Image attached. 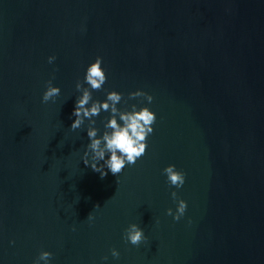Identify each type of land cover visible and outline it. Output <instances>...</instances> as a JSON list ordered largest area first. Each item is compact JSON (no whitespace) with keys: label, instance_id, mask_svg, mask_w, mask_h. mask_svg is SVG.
I'll return each instance as SVG.
<instances>
[{"label":"water","instance_id":"water-1","mask_svg":"<svg viewBox=\"0 0 264 264\" xmlns=\"http://www.w3.org/2000/svg\"><path fill=\"white\" fill-rule=\"evenodd\" d=\"M97 56L93 99L117 91L121 110L156 115L145 155L104 178L81 161L87 120L69 128ZM53 75L60 95L42 103ZM109 115L93 118L98 135ZM41 251L49 264H264V0H0V264Z\"/></svg>","mask_w":264,"mask_h":264},{"label":"clouds","instance_id":"clouds-1","mask_svg":"<svg viewBox=\"0 0 264 264\" xmlns=\"http://www.w3.org/2000/svg\"><path fill=\"white\" fill-rule=\"evenodd\" d=\"M55 56L48 57V63H53ZM102 58L97 56L90 63L84 74L85 87L79 80L75 84L77 92L81 93L75 102V107L72 115L75 117L70 129L75 131L81 129L87 120L86 133L89 143L86 145L81 157V161L87 167H90L94 172L100 174L104 178L108 172L118 176L126 166L134 165L136 161L146 153L147 138L153 132L152 125L156 122V115L150 111L148 107H140L132 104L131 110H121L117 107L123 100L122 93L117 91H108L106 99L103 101L94 100L92 91H100L107 81V76L104 69L101 67ZM46 81L45 90L41 96V102H55V98L60 95V88L52 84V79ZM143 98L149 104L153 97L146 92L136 90L128 93V99ZM125 103L127 101H124ZM101 111L108 112L110 115L104 123V131L98 135L99 129L94 117L98 116ZM107 157V158H106ZM102 162V163H101ZM105 169L108 171L106 172ZM169 185L179 189L185 182V173L176 169L175 165L169 164L163 169ZM171 197L176 201V211L171 208L166 210V214L172 216L173 220H180L187 208L184 200L178 199L175 191L171 193ZM99 207V205H95ZM93 216L88 215L87 220L91 221ZM123 239L133 246H138L146 239L143 230L135 223H131L124 230ZM10 243H12L10 241ZM113 258L119 257V252L112 248L110 249ZM52 253L41 251L34 260L33 264H49ZM107 260V256L102 257Z\"/></svg>","mask_w":264,"mask_h":264}]
</instances>
